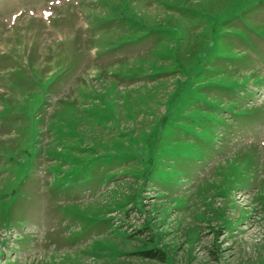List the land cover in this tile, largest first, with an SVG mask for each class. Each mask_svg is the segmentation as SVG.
<instances>
[{
	"label": "rangeland",
	"instance_id": "rangeland-1",
	"mask_svg": "<svg viewBox=\"0 0 264 264\" xmlns=\"http://www.w3.org/2000/svg\"><path fill=\"white\" fill-rule=\"evenodd\" d=\"M0 264H264V0H0Z\"/></svg>",
	"mask_w": 264,
	"mask_h": 264
},
{
	"label": "snow or ice",
	"instance_id": "snow-or-ice-1",
	"mask_svg": "<svg viewBox=\"0 0 264 264\" xmlns=\"http://www.w3.org/2000/svg\"><path fill=\"white\" fill-rule=\"evenodd\" d=\"M46 15H51V13H47Z\"/></svg>",
	"mask_w": 264,
	"mask_h": 264
}]
</instances>
